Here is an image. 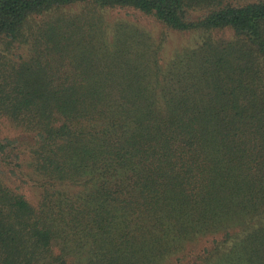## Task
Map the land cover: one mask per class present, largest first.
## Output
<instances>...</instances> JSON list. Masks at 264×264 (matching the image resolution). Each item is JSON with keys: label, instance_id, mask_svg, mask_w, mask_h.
I'll return each instance as SVG.
<instances>
[{"label": "trees", "instance_id": "trees-1", "mask_svg": "<svg viewBox=\"0 0 264 264\" xmlns=\"http://www.w3.org/2000/svg\"><path fill=\"white\" fill-rule=\"evenodd\" d=\"M4 121L0 264H264V0H0Z\"/></svg>", "mask_w": 264, "mask_h": 264}, {"label": "rangeland", "instance_id": "rangeland-1", "mask_svg": "<svg viewBox=\"0 0 264 264\" xmlns=\"http://www.w3.org/2000/svg\"><path fill=\"white\" fill-rule=\"evenodd\" d=\"M109 13H110L109 18L111 19L119 16V14H117V12L114 11ZM123 14L124 11H120V15ZM128 18L137 20L136 22L139 25L143 26L148 31H150L154 38L156 39L162 38L164 40L163 50L161 52L164 61L169 60L176 51L180 50L183 47L196 46L201 41L202 37L206 35L203 32H187V31L180 32V31L172 30L154 21L150 17L148 18L146 16H143L140 13H135L134 17H131V15H129ZM13 141L14 144L18 143L19 145H23L24 143L32 142L33 139L31 135L26 134L19 129L13 128V126L7 121L0 123V146H4V145L7 146V149L5 148L4 150L3 148L2 149L0 148V172H3V177L5 180H9V185L19 186L21 185V183L20 181L14 179L15 177L14 174L7 175V172L12 165H8V166L4 165V161H5L4 157H6L4 155L11 154L9 153V148L12 147ZM21 190L25 192L27 198L30 201H35L38 198L37 189L26 187V188H21ZM263 220L264 217H255L249 220L245 226L232 227L231 229L228 230V232L232 236L229 241L231 242V240H235L236 238L241 237L242 235L250 231L252 228L258 226ZM225 233L226 231H221L218 232L216 236H212L210 234L204 236L195 244V248H196L195 250L201 249L204 245L210 246L211 241L214 237L218 239L223 238L225 236ZM179 255L182 254L180 253ZM175 257H176L175 255L170 256L169 262L163 264H174Z\"/></svg>", "mask_w": 264, "mask_h": 264}]
</instances>
